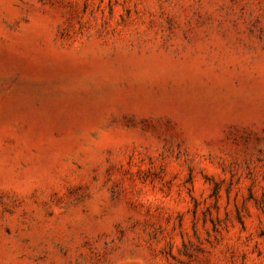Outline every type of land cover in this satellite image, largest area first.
Listing matches in <instances>:
<instances>
[{
  "label": "rangeland",
  "instance_id": "374dc122",
  "mask_svg": "<svg viewBox=\"0 0 264 264\" xmlns=\"http://www.w3.org/2000/svg\"><path fill=\"white\" fill-rule=\"evenodd\" d=\"M0 264H264V0H0Z\"/></svg>",
  "mask_w": 264,
  "mask_h": 264
}]
</instances>
